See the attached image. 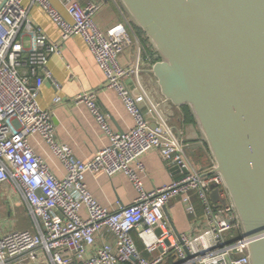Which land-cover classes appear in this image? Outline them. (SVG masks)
Returning <instances> with one entry per match:
<instances>
[{"label":"built area","instance_id":"built-area-1","mask_svg":"<svg viewBox=\"0 0 264 264\" xmlns=\"http://www.w3.org/2000/svg\"><path fill=\"white\" fill-rule=\"evenodd\" d=\"M25 1L0 0V185L10 184L20 195L33 229L0 235V264H21L31 256L35 264H249L248 239L241 238L224 179L209 173L212 167L201 168L191 159L186 152L189 144L170 123L162 102L148 90L143 66L154 63L157 54L147 49L120 2L66 0L69 20L50 0H29L40 5L59 28L60 40L53 41L31 20ZM109 1L119 5L123 20L103 30L94 17ZM74 35L85 39L105 74V86L117 92L134 120L129 130L115 131L109 115L97 104L98 91L79 94L75 102L87 105L109 141L84 162L57 140L52 112L38 102L44 81L60 87L49 69V56L60 54L63 42ZM127 48L134 50L128 66L120 61ZM61 101L58 96L56 102ZM35 133L63 164L64 177H58L31 146L29 137ZM151 150H157L168 167L179 169L180 174L172 183L148 190L142 157ZM87 171L108 176L124 173L136 199L111 211L89 190ZM214 188L227 200L225 205L218 207L213 201ZM177 197L191 214L200 207L206 219L207 226L194 236L179 238L166 215V207Z\"/></svg>","mask_w":264,"mask_h":264},{"label":"water","instance_id":"water-1","mask_svg":"<svg viewBox=\"0 0 264 264\" xmlns=\"http://www.w3.org/2000/svg\"><path fill=\"white\" fill-rule=\"evenodd\" d=\"M117 1L157 54L153 98L166 115L164 103L189 109L200 138L186 152L210 155L209 173L224 179L248 239L249 264H264V0ZM210 196L227 203L218 188Z\"/></svg>","mask_w":264,"mask_h":264},{"label":"crops","instance_id":"crops-1","mask_svg":"<svg viewBox=\"0 0 264 264\" xmlns=\"http://www.w3.org/2000/svg\"><path fill=\"white\" fill-rule=\"evenodd\" d=\"M86 3L87 0H78ZM98 1V0H97ZM58 11L70 20L66 9V0H50ZM29 7L31 20L40 26L53 41L60 40V30L50 19L49 15L40 5L30 4L29 0L24 2ZM121 10L117 3L109 1L100 9L94 17L96 24L103 30L110 28L122 21ZM26 48L29 47V40L26 38ZM133 48H127L120 55L123 65H130L134 59ZM49 69L60 87L57 89L49 79L44 81L39 90L38 102L42 109L52 112V120L57 128V140L62 144L70 146L77 158L88 161L94 155L107 146L108 137L103 129L97 124L93 114L85 103H76L75 98L83 91H98L97 104L109 115V122L115 131H127L134 125V120L128 109L125 108L117 92L105 86V74L99 68L95 57L92 56L85 39L82 36L74 35L68 38L61 45L60 54H51ZM156 61V60H155ZM154 63L146 62L143 66V80L153 95L158 92L153 81V75L149 69ZM131 83V80L128 81ZM60 96L61 102H56ZM168 112V118L172 125L179 130L185 138V142L191 145L192 141L200 138L197 125L193 117L188 118L185 107H178L171 104H163ZM29 142L36 153L43 157L50 165L54 173L62 178L66 170L53 153L51 146L47 145L42 136L38 133L31 134ZM191 159L201 168H208L212 162L210 155L204 149L198 147L189 151ZM146 170L143 173L145 187L148 190L157 189L172 183L180 174L179 169L173 171L162 160L156 150L145 153L142 157ZM202 160H207L203 163ZM211 167V166H210ZM85 181L89 190L98 201L108 207L111 211H117L121 206H128L136 199V191L128 177L120 172L113 176L105 173H94L87 171ZM169 215L172 218L174 227L181 234L194 236L206 226V219L202 216L201 208L197 213H189L186 205L180 197L175 198L167 206ZM85 216V212H82ZM29 219V220H28ZM28 221V225H27ZM30 221V224H29ZM32 230L33 223L26 213V208L19 194L13 191L10 184L0 185V235L15 230ZM138 247L143 249V244L137 238ZM150 254L149 257H153ZM26 259V258H25ZM34 257L24 259L21 264H35ZM24 261V262H23Z\"/></svg>","mask_w":264,"mask_h":264},{"label":"rangeland","instance_id":"rangeland-1","mask_svg":"<svg viewBox=\"0 0 264 264\" xmlns=\"http://www.w3.org/2000/svg\"><path fill=\"white\" fill-rule=\"evenodd\" d=\"M142 37H143V39H144V43H145V45H146V47H147V49L148 50H152V47L150 46V43L148 42V40H147V38L144 36V34L142 33ZM146 41V42H145ZM203 161V163H206L207 162V160H202ZM208 168H210V166L208 167ZM29 220V219H28ZM29 224H30V221H29ZM27 225H28V221H27ZM26 259H28V258H26ZM26 259H24V261L26 260ZM23 261V262H24ZM29 260H27V261H25V263L26 262H28Z\"/></svg>","mask_w":264,"mask_h":264},{"label":"trees","instance_id":"trees-1","mask_svg":"<svg viewBox=\"0 0 264 264\" xmlns=\"http://www.w3.org/2000/svg\"><path fill=\"white\" fill-rule=\"evenodd\" d=\"M138 29V28H137ZM139 30V29H138ZM139 32L141 33L142 35V32L141 30H139ZM146 42V41H145ZM150 51L152 52V54H154V51L150 49ZM185 110L187 111V114H188V118L191 120L192 119V115H190L189 113V109L187 107H185Z\"/></svg>","mask_w":264,"mask_h":264}]
</instances>
